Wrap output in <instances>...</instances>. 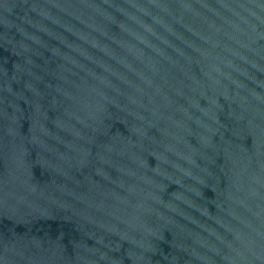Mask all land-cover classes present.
<instances>
[{"label":"water","instance_id":"water-1","mask_svg":"<svg viewBox=\"0 0 264 264\" xmlns=\"http://www.w3.org/2000/svg\"><path fill=\"white\" fill-rule=\"evenodd\" d=\"M0 264H264V0H0Z\"/></svg>","mask_w":264,"mask_h":264}]
</instances>
